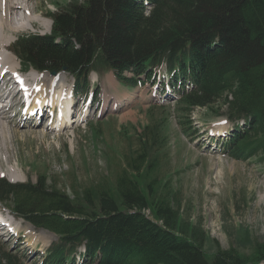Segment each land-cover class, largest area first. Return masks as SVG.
Returning <instances> with one entry per match:
<instances>
[{"label":"trees","instance_id":"1","mask_svg":"<svg viewBox=\"0 0 264 264\" xmlns=\"http://www.w3.org/2000/svg\"><path fill=\"white\" fill-rule=\"evenodd\" d=\"M142 1L150 5L148 12ZM50 16L49 34H21L13 44L24 69H65L78 91L91 71L112 70L122 84L135 85L164 63L172 85L187 79L193 87L178 100L183 108L244 120L226 144L228 155L248 160L264 153V0H69ZM218 104L222 111L215 109ZM149 132L155 139L158 131L146 125L140 140ZM128 156L113 182L102 178L72 194L45 174L34 182L0 176V204L56 235L45 250V264L68 263L79 247L80 259L89 264L264 261V243L249 255L219 246L205 252L197 233L178 228L176 197L158 188L159 161L150 157L146 141ZM259 160L264 162V155ZM0 258V264H21L10 253Z\"/></svg>","mask_w":264,"mask_h":264},{"label":"rangeland","instance_id":"2","mask_svg":"<svg viewBox=\"0 0 264 264\" xmlns=\"http://www.w3.org/2000/svg\"><path fill=\"white\" fill-rule=\"evenodd\" d=\"M68 2L34 0L31 11L46 22V27L38 25L12 33L11 45L21 34L49 33L51 12ZM14 65L21 68L16 58ZM40 73H46L43 78H56L58 85L66 84V93L74 92L75 82L68 72ZM27 75L31 81L29 71ZM160 75L165 77L163 72ZM160 75L154 83L150 80L127 88L112 72L101 69L90 74L89 84L79 90L85 103L82 97L75 98L80 113L72 117L74 121L66 130L54 129L52 124L51 130L45 120L29 125L28 121L37 122L39 115L27 120L25 109L15 105L6 112L14 119L13 126L10 124L14 134L9 131L1 153L0 176L9 181L34 182L45 174L52 184L72 194L102 178L113 182L128 154L138 153L146 141L150 157L159 161L155 169L158 188L170 189L168 193L176 197L173 206H179L178 228L187 235L197 233L208 254L218 246L251 254L256 244L264 243V162L259 160L264 153H256L248 160L228 155L223 150L224 139L213 141L206 131H224L231 123L222 115H209L207 108H183L175 94H158L159 81L163 79ZM113 101L121 108L106 112V103L109 109ZM222 106L215 105V109L222 111ZM82 111L89 113L81 114ZM146 125L148 130L158 131L155 139L149 132L140 140L139 133ZM0 215L11 220L8 229L14 230L8 237L0 233V254L15 255L21 264H45V250L56 242V236L35 229L1 205ZM3 261L0 258V263ZM74 264L87 263L76 256Z\"/></svg>","mask_w":264,"mask_h":264},{"label":"bare ground","instance_id":"3","mask_svg":"<svg viewBox=\"0 0 264 264\" xmlns=\"http://www.w3.org/2000/svg\"><path fill=\"white\" fill-rule=\"evenodd\" d=\"M34 4V0H0V76L13 74L18 70L14 65V60L16 57L15 55H13L12 50H10V48L8 47L11 45V36L9 35L22 28L27 29L29 27H36L38 25L46 27V22L41 19L39 15H36L34 11H31V8H33L32 6ZM7 50L9 51V54ZM10 69L13 70L10 71ZM21 69L22 68H20V70ZM28 71L29 76L32 75V80L27 83L26 88L27 94H30V97L20 100L18 98V91H21V88L18 91L11 90L9 88L7 91L2 90V92H0V156L3 152V148L6 146L8 138L10 137L9 131L14 134L10 126V124H12L13 126L14 119L6 115V112L8 110H12L15 105L23 106L24 104H26L31 106L28 109V114L32 115L33 117L29 119L37 117V115L34 114L35 111L38 110L39 111L37 114L39 115V118L41 117V115L44 116L46 113H48L51 118L52 113L48 112L47 108H45V105L53 107V105L56 103L60 104L63 96L67 94L64 90L66 84L61 83V85H58L56 78H53L52 76L43 78L44 74L46 73H40L33 69L27 70V72ZM6 87V80H2V78L0 77V89H5ZM6 99H9L8 103H4ZM117 105L118 104L113 103L110 110H119L120 106ZM71 110L72 114L74 111V107H72ZM70 115L69 119H67L65 115H63V113H60L58 116L59 121L54 129L57 128L60 130H66V128L69 127L68 125L71 126L73 123V119H71V123L68 124ZM51 127H53V125ZM9 179L10 181H15V179ZM7 220L6 224H11V220Z\"/></svg>","mask_w":264,"mask_h":264},{"label":"water","instance_id":"4","mask_svg":"<svg viewBox=\"0 0 264 264\" xmlns=\"http://www.w3.org/2000/svg\"><path fill=\"white\" fill-rule=\"evenodd\" d=\"M52 74H54V72H52Z\"/></svg>","mask_w":264,"mask_h":264}]
</instances>
